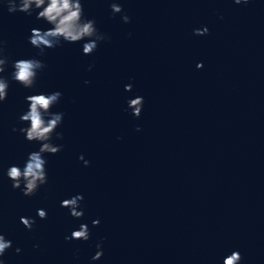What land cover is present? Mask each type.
Instances as JSON below:
<instances>
[{"label": "water", "instance_id": "1", "mask_svg": "<svg viewBox=\"0 0 264 264\" xmlns=\"http://www.w3.org/2000/svg\"><path fill=\"white\" fill-rule=\"evenodd\" d=\"M80 2L106 36L91 55L85 41L37 55L30 30L49 25L0 0L4 75L17 59L45 65L32 89L9 80L0 105V232L12 242L3 264H222L233 251L239 264H264V0ZM57 91L63 138L51 142L62 148L44 154L47 183L24 196L7 169L39 144L11 129L26 126L25 96ZM136 96L139 117L127 106ZM75 195L79 219L60 206ZM80 224L89 239H65Z\"/></svg>", "mask_w": 264, "mask_h": 264}, {"label": "clouds", "instance_id": "2", "mask_svg": "<svg viewBox=\"0 0 264 264\" xmlns=\"http://www.w3.org/2000/svg\"><path fill=\"white\" fill-rule=\"evenodd\" d=\"M248 0H234V3H247ZM7 6L9 13L20 12L31 16L35 13L36 21H43L49 27L47 29L32 28L28 37V43L35 49H38L37 55H44L45 49L58 46L61 42L77 43L85 41L82 45V53L91 55L99 42L104 41L106 36L100 33L95 21L84 17L83 7L80 0H3ZM112 14L122 12L119 4L113 2L110 4ZM121 19L124 23L129 22L127 15H122ZM207 27L195 29V35H206ZM9 58L5 55V42L0 40V105L7 99V91L9 80L15 81L25 89H32L35 86L38 73L45 67L44 63L36 58H24L11 61V72L7 76L4 74L9 67ZM199 69L202 64H197ZM87 84L88 81H85ZM132 85H125L124 90L131 91ZM60 92H51L48 94L39 93L25 96L27 110L18 117V124L26 125L19 128L12 127V132H19L28 142H36L39 148L28 154L23 167L9 166L7 169V177L11 181L12 189H20L24 196H32L36 191L47 183V173L45 165L47 161L44 154L55 155L58 153L62 145L53 144L52 138L55 133L57 140L62 139V134L55 132L60 126L63 113L51 111L60 99ZM127 106L131 109L134 117H139L143 108V97L136 96L127 101ZM139 130V129H137ZM83 161L84 166L88 165V161L84 160L81 155L78 157ZM83 199L81 195H75L69 199L61 201L60 206L69 210V215L79 219L83 215L80 208V201ZM36 215L40 219H46V212L43 209H37ZM20 223L28 230H31L35 221L32 218L20 217ZM99 223L93 220V226ZM65 239L87 241L89 239V229L86 224H80L78 230L71 232L70 237ZM12 247V242L5 239L0 232V257H3L5 251ZM97 251L91 257L92 261L99 260L103 255L100 243L96 244ZM15 251L19 253L20 249ZM241 256L239 252L233 251L230 255L223 258L222 264H239ZM0 264L3 260L0 259Z\"/></svg>", "mask_w": 264, "mask_h": 264}]
</instances>
